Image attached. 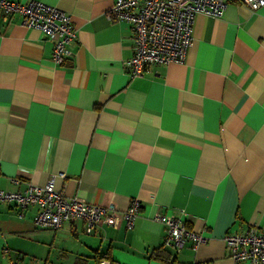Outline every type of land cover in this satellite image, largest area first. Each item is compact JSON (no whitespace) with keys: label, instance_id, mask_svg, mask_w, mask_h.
Listing matches in <instances>:
<instances>
[{"label":"crops","instance_id":"crops-1","mask_svg":"<svg viewBox=\"0 0 264 264\" xmlns=\"http://www.w3.org/2000/svg\"><path fill=\"white\" fill-rule=\"evenodd\" d=\"M14 1L67 13L76 39L57 64L18 18L0 30V189L54 177L66 197L141 208L132 227L87 235L80 220L54 231L35 208L0 202V264H250L232 261L223 238L264 229V7L196 15L183 62L130 77L133 32L107 18L115 0ZM176 211L206 238L197 251L164 245L154 217Z\"/></svg>","mask_w":264,"mask_h":264},{"label":"built area","instance_id":"built-area-1","mask_svg":"<svg viewBox=\"0 0 264 264\" xmlns=\"http://www.w3.org/2000/svg\"><path fill=\"white\" fill-rule=\"evenodd\" d=\"M229 3L243 6L252 13L264 7V0H115L107 18L112 22H128L133 32V53L123 65L126 73L130 77H139L151 65L183 62L191 46V25L196 15L219 18ZM15 18L21 26L35 29L51 41V57L55 63L61 64L71 58L69 46L76 39V31L67 13L40 1L0 0V30ZM53 179H48L44 186L29 184L21 192L8 193L0 189V202L12 203L21 212L35 208V224L54 231L66 222L80 220L87 235L101 227L117 228L122 222L132 227L139 215V201L132 200L124 211L87 203L66 197L62 189L57 190ZM154 220L164 225V245L175 252L181 251L186 243L197 251L206 241L201 233L187 227L182 212L176 211L169 216L158 214ZM223 241L232 261L264 264V229L251 226L244 233H226ZM2 253L6 254L7 249ZM109 263L107 259L98 261V264ZM6 264L50 263L13 260Z\"/></svg>","mask_w":264,"mask_h":264},{"label":"trees","instance_id":"trees-1","mask_svg":"<svg viewBox=\"0 0 264 264\" xmlns=\"http://www.w3.org/2000/svg\"><path fill=\"white\" fill-rule=\"evenodd\" d=\"M153 255H157V253L154 251V252H153ZM100 259H106V257H103V256H102V257L98 258V259H97V264H98V261H99ZM107 260H108V259H107ZM109 264H110V263H109Z\"/></svg>","mask_w":264,"mask_h":264},{"label":"rangeland","instance_id":"rangeland-1","mask_svg":"<svg viewBox=\"0 0 264 264\" xmlns=\"http://www.w3.org/2000/svg\"><path fill=\"white\" fill-rule=\"evenodd\" d=\"M4 247V246H3ZM0 258H1V256H0Z\"/></svg>","mask_w":264,"mask_h":264}]
</instances>
